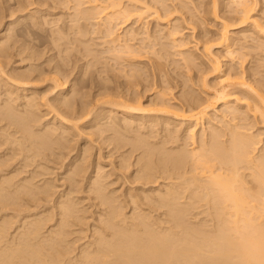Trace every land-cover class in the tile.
<instances>
[{"label":"rangeland","instance_id":"374dc122","mask_svg":"<svg viewBox=\"0 0 264 264\" xmlns=\"http://www.w3.org/2000/svg\"><path fill=\"white\" fill-rule=\"evenodd\" d=\"M88 1L90 2V0H0V44H5V49H8L9 53L8 57L0 58L4 67V71L0 70V106L7 103L11 91V93L15 91L13 97L17 99L10 98L11 104L16 100V104L12 105L14 109H23V95L32 96L40 107L39 115H36L38 119L35 124L32 121L30 125L31 128L35 125L34 131L33 129L31 131L42 135L44 130L51 128L49 126L55 124L56 127L57 124L59 128L58 130L56 127L58 133L56 132L52 138L54 141H51V148L37 157L36 163L31 162V167L26 168L22 160L23 155L16 156L10 150V153L4 151L11 145L10 141L9 145H6L9 136L4 132L12 133L13 129L4 131L6 121L1 122L0 129H3L0 130V135H3V138L0 136V140H5L3 143L6 144L1 146L0 153L3 151L10 155L12 153L8 169L18 172L17 175L21 172L16 181L32 182L37 193H40L37 186L48 185L47 188L51 187V190L46 189L52 192L49 196L52 195L49 199L45 197L47 200H42L45 195L43 187L46 186H43V189L39 187L44 192L40 194L41 197L38 196L41 203L38 199L37 202L32 201V197L27 196V203L21 202L18 211H13L14 206H11L13 209L8 208V211L7 209L2 210L4 212L0 211V220L8 215L12 218L10 220L13 221L9 223V227L12 228L8 234L11 236L29 214H40L45 217L48 214L50 216L52 212L54 221H50L51 223L44 229L46 232L56 221L57 210L52 209L55 203L71 202L69 204L72 205L74 213L68 237L72 250L68 258L73 261L80 258L82 250L94 244L99 236L106 231L109 233L106 225L111 220L110 212L115 207L116 210L123 211L127 219L129 218L125 222L129 223L125 224L126 227L131 222L133 226V221L137 222L134 218L138 215L148 217L149 222L153 221L152 226L157 231L177 226V221L169 217L168 209L155 201L158 192L172 181L162 179L160 173L157 180L142 181L131 178L135 175L139 155L145 151V147L141 146L139 149L138 143L134 144L141 139L132 142L133 147L129 142L133 138L140 135L142 139L147 138L144 141H148L147 144L152 145L150 147L157 145L171 151L182 146L189 151L198 149L202 132H206L208 142L212 139V133L214 135L221 133L219 139L223 141L228 139L229 127L238 126L240 132L257 135V142L260 140L258 150L256 149L254 154L259 156L264 152V115L257 111L256 105L259 107L260 103L257 100L258 95L255 94L259 93L264 97V0H248L253 12L252 19L246 25L237 19L234 20L238 16L235 10L236 0H165L160 3H157V0H134L136 2L132 0L133 3L130 0H121L125 7L132 6V10L133 7L140 9V5L146 4L151 9L140 21L127 22L124 20L125 17L124 19L119 17L115 21L116 26L113 28L115 34L112 38L107 36L109 29L104 24L108 11L96 12L99 6L95 9L92 7L94 4L91 5ZM102 1L99 2L100 10L105 5ZM138 3L140 4L137 5ZM215 8L220 20L213 14ZM89 9L92 18L86 19L82 15ZM223 20L233 27V30H229V39L225 43L221 40ZM175 29L179 33L173 36L171 34ZM125 44H128V48ZM129 46L134 54L129 55L132 51L127 53V49L130 50ZM210 46V50L206 51L205 48ZM115 49H119L118 53L121 52L118 54L119 59L115 56L117 55ZM215 64L220 66L218 73L213 69ZM59 66L61 69H58ZM137 71L141 72L140 75L136 74ZM53 74L55 77L57 75L68 77L63 79L67 80V88L64 91L60 92L55 88V83L52 82ZM231 76L242 77L257 92L230 88L233 95L228 105L216 103L213 109L212 107L208 109L207 115L198 125L196 122L180 121L172 115L182 114L183 110L188 111L197 104L208 106L209 103H214V93L219 83ZM11 78L21 81L22 87L11 84ZM20 79H23L26 85ZM103 86L125 92L128 98L134 100L133 106L137 107L139 105L137 100H140L144 110H137L138 113L131 114L120 109L118 105L106 103L109 100L104 98L109 99L110 91L105 92ZM113 97L110 99L113 100ZM65 98L70 100L73 106L70 108L74 112L85 113L79 116L80 120L77 119L78 125L70 128L72 131L60 133L62 129L66 130L61 127L59 117L63 114L62 117H65L71 110L62 105L61 102ZM164 99L170 105L168 107L165 104L171 109V115L158 113L159 109H164L160 104L165 101ZM232 107L238 111L236 113L230 111ZM57 135L63 137L62 145L66 142L63 146L55 141L54 137ZM9 138L12 142L13 139ZM124 157L130 165H125L126 167L121 169L120 163ZM154 159L156 160V156ZM74 168L82 170L81 174L79 173L81 176L74 175L76 174V171L73 173ZM247 180L250 181L251 178L248 177ZM95 182L105 187L102 189L112 201L104 204V201L98 198L95 190L99 186L94 185ZM147 196L148 199H145ZM50 210L52 211L48 213ZM213 218L209 206L203 203L196 208L189 207L184 222L185 226L192 228L210 229L215 223ZM132 219L133 221H130ZM115 222L121 227L124 223L118 219ZM6 225L8 228V224ZM176 229L179 230V227H175Z\"/></svg>","mask_w":264,"mask_h":264},{"label":"bare ground","instance_id":"6f19581e","mask_svg":"<svg viewBox=\"0 0 264 264\" xmlns=\"http://www.w3.org/2000/svg\"><path fill=\"white\" fill-rule=\"evenodd\" d=\"M130 1L133 3L134 0ZM157 1V3H160L165 0ZM99 2L100 0L88 1L91 5L92 3L94 4L92 7L95 9L99 6V9L97 8L95 10L96 12L102 11L101 13H104L105 11H108L107 14L105 13L106 20L104 19V24L108 26L109 31L107 36L109 38H112L115 34L113 28L116 26L114 24L119 17L122 19L125 17L124 20H127V22L130 20L140 21L144 18V14L148 13L147 11L151 9L146 3V5H140V9H134L133 7L132 10V6L125 7L121 0H105L102 1L105 5H103V9L100 10ZM139 4L140 3L137 5ZM235 7L238 16H236L234 20L237 19L241 24L246 25L248 21L252 19L251 13L253 12V7L251 8L248 0H236ZM88 11H90V9L82 15L85 16L86 19L92 18V12ZM95 14L98 15L99 13ZM213 14L217 20H220L216 8L213 10ZM101 15L104 16L103 14ZM254 23H257V21H254ZM230 26V23L223 20V33L221 34V40L224 43L229 39V30H233V27ZM172 32L171 35L173 36L179 33L176 29ZM133 38L130 39L132 40ZM113 42H115V39H113ZM127 45L126 48H128ZM4 46L5 44H0V58H6L9 56L8 49H5L6 46ZM130 47L131 46H129V48ZM210 48L211 46L206 47L205 49L206 51H209ZM118 50H116L117 55L114 54L119 59L118 54L121 52L118 53ZM127 50V53L132 51L131 48L130 50ZM133 52L134 51H132V53L130 52L129 55L134 54ZM1 62L2 61L0 60V70L4 71V67L2 66L3 62ZM58 69H61L60 66ZM213 69L217 73L220 72V66L218 64H215ZM140 73L141 72L137 71L136 74L140 75ZM19 77L21 78L22 76L20 75ZM64 78L65 77L62 75H57L56 77L54 75L53 77L52 82L55 83V88H58L60 92L67 88V80H63ZM12 79L13 78H11V84L22 87L21 81ZM23 79L20 80L23 81ZM26 79L28 80L29 78L26 77ZM24 85L26 84L24 83ZM230 88L244 89L254 93L257 92L256 89L253 88L251 84L247 83L242 77L231 76L228 80L223 79L219 83L218 88H216L214 93V103H209V105L207 104L208 106L197 104L188 111H186L187 109L183 110L182 114L172 113V115L180 121H189L191 123L196 122V125H198L207 115L208 109H211V107L213 109L216 103L220 102L228 105L230 97L233 95ZM104 89L106 90L105 92L110 91L109 97L104 94L105 97L109 98H104L107 101L109 100L106 103L110 102V105H118L120 106V109H123L126 112L128 111L131 114H136L137 110H144L141 107L142 104L140 100H137V103L139 104L137 107L133 106L132 104L134 100L128 98V94L125 92L119 91L113 87L110 88V86L106 88L104 87L103 90ZM11 92L9 93L10 98L13 97L15 91L13 93ZM255 94L258 95L257 100L260 103L259 107L256 105L258 108L256 109L258 112L262 113L261 115L263 116L264 97L259 93ZM111 95L114 96L113 100H111ZM10 98H7L8 100L5 105L3 103L2 106H0V124L2 121H6V125H3L6 127L4 131L13 129L12 133L4 132L6 136L8 135L13 140L11 142L9 137V140H7L4 134V138H6L7 142L5 140H0L2 142L0 143V149L1 146L3 147V144L5 145L10 141L11 145H9V143L6 144L9 146L4 151L9 152L10 150V152H13V154L15 153L16 156L23 155L24 158L22 160L25 162V167H31V162L33 164L36 163L35 159L44 154L43 152L45 150L51 148V141H54L52 138L58 133L59 128L56 124V127L58 128L57 130L54 124L49 126L51 128L44 130L47 132L45 133L43 131L42 135H40L41 133H33L31 129H33L35 125H33L32 128L30 125H32V121H34L33 124H35L38 119L36 115H39L38 111L40 107L35 101L36 99L32 98V96L23 95V109L20 106L22 110H19V108L16 107L17 109H14L12 106L17 99L13 97L16 100H14V102L12 101L13 103L11 104ZM236 100H238V98ZM8 101L10 103H8ZM101 102H103V100ZM167 102L168 101L165 100L160 103L164 109L157 110L158 113L161 112L166 115H171V109L168 108L170 105L167 104ZM61 103L65 107H73L68 98H65ZM165 104L168 105V107ZM232 108L231 110L228 109L230 111H235L234 113L238 111V109L236 110L233 108L232 110ZM83 112L84 111L79 114L71 109L66 113L65 117H62L64 114L59 117L62 125L60 126L66 130L63 131L62 129V131L59 132L68 133L67 131L70 130L71 127H76L78 125L76 121L77 119L80 120L79 116H83ZM67 116L71 118L69 119ZM2 129L0 130L2 131ZM229 129L228 133H230L228 134V139L223 141L219 139L221 133H215V135L212 133V139L208 142L206 139V132H202L200 146L197 147L198 149L189 151L186 148H182V146L177 150L171 149V151L162 146L158 147L157 145L155 147H150L152 145H148V141L145 142L147 138L142 139L141 135L140 137L137 135L138 138H133L134 140L132 139V141H129L133 147L134 144L137 143L139 149L141 146L145 147V151L143 150L144 152L139 155L136 161L137 169L135 170V175L131 178L142 181L157 180L159 179L158 173H160L161 176H163L161 177L162 179L172 181L171 183L165 184L164 189L158 192L155 201L160 206L168 209L169 217L172 220L177 221L176 225L179 227L180 232H178L179 230L177 229L176 232L175 227L177 226L175 225H173L175 227L171 226L167 229L165 228V230L163 229L164 231H157L152 226L154 222H149L148 217L144 215H138L134 218L137 219V222L136 220L133 221V219L130 220L133 221L134 225L132 226L131 222L130 225L126 227L125 224L128 225L129 223L127 224L125 222H127L129 218L127 219L123 211L120 209L116 210L115 207L111 210V220H109L106 225L107 229L109 228V233L107 234L108 231H106L103 235L99 236L96 241L94 239L95 242L91 245L94 248L92 249L91 246H88V248L83 249L80 258L73 261L68 258V255L72 250L68 237L70 226L73 224L72 217L74 209L71 207L72 205L70 206L69 203L71 202L69 201H57L52 208L57 210L55 213L56 221L48 227L50 230L48 229L46 232L44 229L49 223L54 221V215H52L51 212L52 210L48 212H51V217L49 214L45 217L40 216V214H29L23 222H20L22 225L17 227L18 230L16 229L15 234L13 233L11 236L8 235L10 228H12L9 227V223L13 220H10L12 218L8 217L9 215L7 216L8 219L6 216L2 217L3 219L0 220V264H75V262L76 264H264V152L259 156L254 154L256 153L255 151L258 150L257 148L260 142V140L257 142V135L254 136L249 133L244 134L243 132H240L241 129L240 131L238 130V126L232 128L229 127ZM60 135H57L58 138L54 137V139L59 142L57 144L62 145L64 135L63 137ZM123 138L125 137L123 136ZM59 139H61V141ZM116 139L119 138L116 137ZM134 141H136V143H134ZM135 148L138 149L137 147ZM4 151L3 153H0V211L4 209H7L8 211V208H12L13 206L15 207L14 209L12 208L13 211H16L21 202H24V204L27 203V196L29 198L32 197V201L36 200L37 202L38 199L41 203L40 197L42 195L40 196V194L45 192L46 196L44 195L42 200H47L45 197L49 199L52 195L50 194L49 196V193L52 192L47 191V189L51 190V187L47 188L48 185L46 186L44 184L43 186L46 187L42 186L45 189L43 190L44 192L41 190V186H39L41 187L40 189L37 186L36 188L40 192L37 193L33 189L32 182H26V180L16 181V178H18L17 176L20 177L21 172L17 175L18 172H13L8 169V167H10L9 161H12V153L10 155ZM155 156L156 160L154 159V161L153 157ZM6 157L9 158V160ZM124 158L121 160L122 163H120L121 169H124L129 164L127 158ZM80 168L73 169V173L76 171V174L74 175L81 176L79 175L82 171H80ZM244 171H249V173H245ZM248 177L251 178L250 181L247 180ZM94 185L99 186L95 192L98 198L104 201V204L112 201L111 198L104 193L102 188L105 189V187H102V185L97 182H95ZM146 198L148 199V196L145 197V199ZM203 203L209 206L211 214L214 217L213 219L215 223L213 224V227L210 229H203L185 226L184 219L187 215V211H189V207L196 208L197 205L201 206ZM117 219L122 223L124 222L122 227L115 222ZM6 224H8V228H6ZM124 226L126 228H124ZM130 226H132V228ZM161 227L162 226H160V228ZM181 228L183 229L181 230Z\"/></svg>","mask_w":264,"mask_h":264}]
</instances>
